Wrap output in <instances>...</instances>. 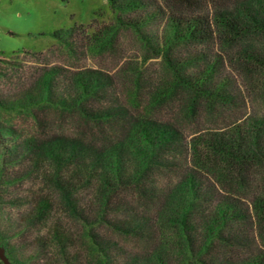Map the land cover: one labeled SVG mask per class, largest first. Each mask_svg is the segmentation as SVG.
<instances>
[{
  "label": "rangeland",
  "instance_id": "obj_1",
  "mask_svg": "<svg viewBox=\"0 0 264 264\" xmlns=\"http://www.w3.org/2000/svg\"><path fill=\"white\" fill-rule=\"evenodd\" d=\"M112 3L0 0V244L6 255L13 264H101L104 253L108 264H260L264 239L254 203L264 195V158L231 167L209 164L192 149L199 138L245 136L264 123L258 76L249 85L228 63L211 82L215 88L228 80V99H195L172 87L175 76L162 52L166 17L155 4L120 14ZM132 18L142 22L141 33L126 25ZM202 47L173 46L171 59L185 78L200 77L203 56L222 53ZM253 47L263 49L264 41ZM77 80L95 92L85 96ZM150 123L175 134V142L147 166L150 151L138 128ZM72 151V162L62 164L61 155ZM98 159L100 176L111 171L108 191L100 176L79 180L77 167ZM117 159L120 177L113 172ZM111 192L121 200L116 211L100 199ZM228 204L251 217L219 224L218 209ZM102 239L109 245L104 253Z\"/></svg>",
  "mask_w": 264,
  "mask_h": 264
},
{
  "label": "trees",
  "instance_id": "obj_2",
  "mask_svg": "<svg viewBox=\"0 0 264 264\" xmlns=\"http://www.w3.org/2000/svg\"><path fill=\"white\" fill-rule=\"evenodd\" d=\"M154 4L150 5L148 2H142L141 0H113L112 3L114 12L120 14L125 12L132 14L137 9L147 11ZM153 7L160 15L166 17L167 42L164 44L162 52H164L166 64L175 76L172 84L173 88L184 87L195 93V99L202 96H205L210 102L211 100H222L224 97L228 99L227 90L230 87V82L221 80L215 88L211 87V82L214 81L215 75L222 72L229 63L235 70L248 76L249 85L253 84V75H257L259 86L264 94V48L258 50L253 47L254 42L264 41V0H160V4H155ZM126 21L127 26L135 28L138 33H141L142 22L140 20L132 18V20L127 19ZM92 28L93 24L89 27L77 26L68 35L64 36L61 42H65L79 31L88 32ZM96 38L99 39V37ZM181 44H199L203 46V49H208L209 54L213 52V55H215L217 51H222L223 54L221 52L220 54L216 53L218 57L212 56L211 60L208 56H203L201 61L206 65L200 77L194 79L192 77L185 78L182 70L175 66L171 59L173 46ZM215 81L217 80L215 79ZM77 82L85 96L95 92L94 88H90L83 81L77 80ZM261 125L264 126V123H257L254 132L247 133L245 136L235 131V134L230 136H224L223 134L219 137L199 138V140L193 141V155L205 158L209 164L228 163L231 167L239 166V164L243 165L251 157L254 159L258 157L264 158V134ZM138 133L145 148L150 151V154H144L147 166L152 163L150 161H153L151 157L161 153L165 148L169 149V145L175 142V134L166 132L151 123L148 125L141 124L138 128ZM118 150H121L120 147L114 149L115 152ZM80 152L77 150V157ZM75 154V151H72V154L61 155V163L63 164L65 161L72 162ZM96 161L97 165L95 166L91 163L92 166L87 165L88 168L85 165L83 166V164L77 167V173L83 174L82 178L79 179L81 183H91L95 176H100L99 167L101 161L99 159ZM118 161L120 160L117 159L113 170L116 177H120V163H117ZM109 174L106 173L100 176L106 191H108L107 188L110 186ZM195 185V181L191 178L187 184L191 194L194 193ZM243 186H246V184H243ZM113 197L112 192L104 193L100 197L105 209L116 211L120 208L121 200ZM254 207L264 239V195L255 200ZM45 209V207L44 209L42 207L40 212H44ZM249 216L248 212L241 209L238 205L228 204L218 209V217L221 222L219 224L227 227L229 226V220L235 221L239 219L242 222H246ZM180 219L182 230L185 233V226L188 220L186 211L182 213ZM136 225L135 232L138 233L140 225ZM210 245H212V242L206 246ZM102 246L106 250L109 249V245L104 244L103 239L99 249L101 253H104L101 249ZM110 260L111 257L104 253L101 264H108ZM256 260H259L260 264H264L262 258H257ZM245 264H250V262L247 260Z\"/></svg>",
  "mask_w": 264,
  "mask_h": 264
},
{
  "label": "water",
  "instance_id": "obj_3",
  "mask_svg": "<svg viewBox=\"0 0 264 264\" xmlns=\"http://www.w3.org/2000/svg\"><path fill=\"white\" fill-rule=\"evenodd\" d=\"M0 147H1V137H0ZM0 261L3 264H13L9 257L6 255L5 249L0 244Z\"/></svg>",
  "mask_w": 264,
  "mask_h": 264
}]
</instances>
